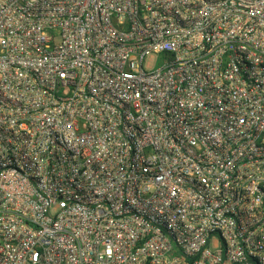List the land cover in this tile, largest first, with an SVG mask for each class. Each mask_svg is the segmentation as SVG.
Here are the masks:
<instances>
[{
	"label": "built area",
	"instance_id": "2783aa9c",
	"mask_svg": "<svg viewBox=\"0 0 264 264\" xmlns=\"http://www.w3.org/2000/svg\"><path fill=\"white\" fill-rule=\"evenodd\" d=\"M0 264H264V0H0Z\"/></svg>",
	"mask_w": 264,
	"mask_h": 264
},
{
	"label": "rangeland",
	"instance_id": "374dc122",
	"mask_svg": "<svg viewBox=\"0 0 264 264\" xmlns=\"http://www.w3.org/2000/svg\"><path fill=\"white\" fill-rule=\"evenodd\" d=\"M147 62H149V61H147ZM146 65H147V63H146Z\"/></svg>",
	"mask_w": 264,
	"mask_h": 264
}]
</instances>
